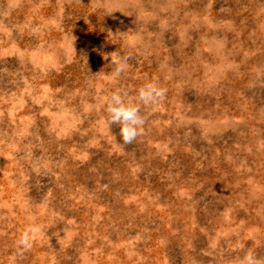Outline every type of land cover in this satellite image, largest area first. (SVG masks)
Segmentation results:
<instances>
[{
	"label": "rangeland",
	"instance_id": "374dc122",
	"mask_svg": "<svg viewBox=\"0 0 264 264\" xmlns=\"http://www.w3.org/2000/svg\"><path fill=\"white\" fill-rule=\"evenodd\" d=\"M110 54L130 57L119 78ZM147 81L166 96L123 144L104 100ZM250 250L264 258V0H0V264Z\"/></svg>",
	"mask_w": 264,
	"mask_h": 264
},
{
	"label": "clouds",
	"instance_id": "9594fccd",
	"mask_svg": "<svg viewBox=\"0 0 264 264\" xmlns=\"http://www.w3.org/2000/svg\"><path fill=\"white\" fill-rule=\"evenodd\" d=\"M111 55V54H110ZM105 60L109 55L105 54ZM129 56L114 58L111 55V64L114 65L112 73L119 78L127 70ZM167 89L156 81H147L136 90L135 102L127 99L128 93L117 88L104 100L105 112L109 125L119 126V135L123 144H131L144 134L145 117L141 112L144 108L153 107L162 102L166 96ZM41 232V227L30 224L15 241L16 253L22 257L29 252L35 238ZM240 264H264V258H260L251 250L245 253Z\"/></svg>",
	"mask_w": 264,
	"mask_h": 264
}]
</instances>
